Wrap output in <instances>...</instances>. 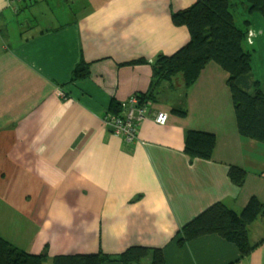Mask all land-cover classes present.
<instances>
[{
	"label": "crops",
	"instance_id": "0c3cea01",
	"mask_svg": "<svg viewBox=\"0 0 264 264\" xmlns=\"http://www.w3.org/2000/svg\"><path fill=\"white\" fill-rule=\"evenodd\" d=\"M195 1L72 0L85 8L73 20L13 35L7 26L13 12L0 0L2 239L30 254L46 249V263L145 247L161 249L165 264H264L263 233L248 238L254 248L245 259L214 235L181 246L174 240L184 224L217 203L235 213L252 196L264 203L261 149L237 133L226 73L210 62L189 87L179 77L153 86L150 64L126 65L140 58L152 63L185 45L188 32L171 23L170 11ZM34 9L27 3L13 14ZM80 62L89 64L90 74L72 81ZM138 93L152 94L151 115L126 143L103 118L111 102ZM158 112L168 115L163 126L154 123ZM188 130L215 135L212 160L183 152ZM253 163L258 178L252 190ZM230 165L248 174L239 189L227 176Z\"/></svg>",
	"mask_w": 264,
	"mask_h": 264
},
{
	"label": "trees",
	"instance_id": "16d2710c",
	"mask_svg": "<svg viewBox=\"0 0 264 264\" xmlns=\"http://www.w3.org/2000/svg\"><path fill=\"white\" fill-rule=\"evenodd\" d=\"M25 4L21 3L12 12L19 13ZM245 4L249 14L256 13L264 18V0H245ZM230 7L229 0H196L185 9L170 11L171 23L175 27L186 28L188 42L171 55L159 54L152 63L140 58L126 65L150 64L153 86L179 77L183 85L189 87L206 64H216L226 73L238 135L264 144V92L251 73L250 52L242 47L249 32L247 28L236 27ZM89 74V64L80 62L74 68L71 80H85ZM135 95L140 103L147 99L153 102L152 94ZM120 110V103L111 102L106 113L118 114ZM171 113L185 116L181 110H172ZM215 145L213 133L188 130L184 136L183 152L190 159L212 160ZM227 176L239 189L244 185L246 171L230 165ZM259 218L264 223V203L255 196L248 199L239 213L217 203L184 224L174 240L181 246L200 237L214 235L232 244L240 259H245L254 248L247 238L248 228ZM148 255H151V264H165L161 249L145 247H130L115 256L98 251L96 254L55 256L50 261L51 264H141ZM47 261L46 249L38 255L30 254L0 237V264H46Z\"/></svg>",
	"mask_w": 264,
	"mask_h": 264
},
{
	"label": "rangeland",
	"instance_id": "374dc122",
	"mask_svg": "<svg viewBox=\"0 0 264 264\" xmlns=\"http://www.w3.org/2000/svg\"><path fill=\"white\" fill-rule=\"evenodd\" d=\"M229 1L231 3L230 11L236 27L243 30L247 28L249 33L251 31V35H247L246 39L243 40L242 47L244 50L250 52L251 73L254 79L259 81L260 88L264 92V18L256 13L249 14L245 0ZM37 7H39L40 12H38ZM32 8L35 9L32 11H24L18 15H14L8 11L7 26L13 35L17 32V29H21L25 33L41 27L44 28L47 24H53L56 21L61 22L65 19L73 20L74 14L76 16L78 14L81 15L85 9L84 6L81 7L80 2L76 5L72 3V0H36L32 3ZM247 39H250L251 44L247 42ZM256 145L261 149L256 157L264 161V144L256 142ZM248 168V174L251 176V181L249 180L251 189H257L255 178H258V175L253 171H258V169L254 163ZM248 174L246 173V175ZM262 224L264 226L263 221L260 218L257 219L253 225H251V238L249 234L247 238L252 241L254 238L262 236V233L264 234L262 231ZM258 227L262 229L259 233H257ZM148 259L149 258L146 257L141 264H147Z\"/></svg>",
	"mask_w": 264,
	"mask_h": 264
},
{
	"label": "built area",
	"instance_id": "2783aa9c",
	"mask_svg": "<svg viewBox=\"0 0 264 264\" xmlns=\"http://www.w3.org/2000/svg\"><path fill=\"white\" fill-rule=\"evenodd\" d=\"M35 0H5L6 7L11 11H16L21 3H30ZM251 35V32L248 33ZM250 44V39H247ZM59 97H64V93L57 92ZM151 101L145 100L140 103L137 96H130L126 101L121 103V110L118 114L105 113L103 118L104 125L110 133L122 138L126 143H131L137 136L139 125L151 115ZM154 123L163 126L168 120V115L164 112L153 114Z\"/></svg>",
	"mask_w": 264,
	"mask_h": 264
}]
</instances>
